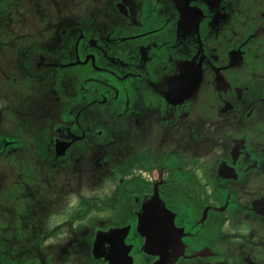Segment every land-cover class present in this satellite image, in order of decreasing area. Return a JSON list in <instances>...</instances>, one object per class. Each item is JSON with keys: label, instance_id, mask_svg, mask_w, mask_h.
Here are the masks:
<instances>
[{"label": "flooded vegetation", "instance_id": "af4514ba", "mask_svg": "<svg viewBox=\"0 0 264 264\" xmlns=\"http://www.w3.org/2000/svg\"><path fill=\"white\" fill-rule=\"evenodd\" d=\"M25 4L0 0V264H264V0H33L43 33Z\"/></svg>", "mask_w": 264, "mask_h": 264}, {"label": "rangeland", "instance_id": "374dc122", "mask_svg": "<svg viewBox=\"0 0 264 264\" xmlns=\"http://www.w3.org/2000/svg\"><path fill=\"white\" fill-rule=\"evenodd\" d=\"M30 2H31V5H32V7H31V5H27V4H25V6H24V10L22 11L23 12V14H25L26 16H27V22H26V25H28L29 26V28H30V30L32 31V33H34V31H36V30H42V29H40L39 28V17L40 16H42L41 15V13H40V10H39V7L37 8H34V6H33V0H30ZM28 10H27V9ZM42 33L44 32V31H41ZM40 37V36H39ZM34 38L35 39H37L35 36H34ZM41 38V37H40ZM15 40H17V39H15ZM13 39H11V41L9 42V44H13ZM1 55V54H0ZM0 65H2L3 67H4V65H6L7 64V59H3V57L1 56L0 57ZM2 85H3V87H2ZM8 90H11V91H13V89H12V86L11 85H7V86H5L4 85V81H3V79L2 78H0V93H5V94H8V96H9V93H8V91H7V89ZM158 114V113H157ZM153 119H154V121H152V120H149V119H147V118H142V119H140V123H141V131L143 132V135L146 137V136H148V129H149V127H151V126H154V127H158L157 129H155L156 130V133L155 134H157L156 135V139L158 140V141H160L161 140V138L163 137V129H161L158 125H157V122L158 121H156V116L155 115H153ZM25 172H27V171H25ZM24 172V173H25ZM24 177H25V175H24ZM68 178H67V176L65 175V174H60V175H56L55 173L54 174H49V175H47V174H43V173H36L34 176H33V178H31V180H29V186L30 187H32V186H36L37 188H42V189H53L54 187H55V184H57V183H64V182H68V180H67ZM38 182V183H37ZM103 191L101 192V193H107V191H108V187L106 186V185H104L103 186ZM94 195V193H90V192H88V196L89 197H91V196H93ZM102 194H100V196H101ZM76 200V199H75ZM71 201V203H76V201ZM74 205V204H73ZM150 244H152V243H148L147 245H150ZM154 245V244H153ZM152 246V245H151ZM166 257V258H165ZM165 257H162V259H164L165 258V263L164 264H166V261L167 260H170V259H172V255H169V256H165ZM160 260L161 259H159V260H157L154 264H159V262H160Z\"/></svg>", "mask_w": 264, "mask_h": 264}, {"label": "water", "instance_id": "95a60500", "mask_svg": "<svg viewBox=\"0 0 264 264\" xmlns=\"http://www.w3.org/2000/svg\"><path fill=\"white\" fill-rule=\"evenodd\" d=\"M173 258H174V257H173ZM173 258L170 259V260H167V261H166V264H169L170 262H172ZM164 263H165V258H164V259H161L160 262H159V264H164Z\"/></svg>", "mask_w": 264, "mask_h": 264}, {"label": "trees", "instance_id": "16d2710c", "mask_svg": "<svg viewBox=\"0 0 264 264\" xmlns=\"http://www.w3.org/2000/svg\"><path fill=\"white\" fill-rule=\"evenodd\" d=\"M172 225H173V223H172Z\"/></svg>", "mask_w": 264, "mask_h": 264}, {"label": "snow or ice", "instance_id": "6c2138e0", "mask_svg": "<svg viewBox=\"0 0 264 264\" xmlns=\"http://www.w3.org/2000/svg\"><path fill=\"white\" fill-rule=\"evenodd\" d=\"M246 230V229H245Z\"/></svg>", "mask_w": 264, "mask_h": 264}]
</instances>
